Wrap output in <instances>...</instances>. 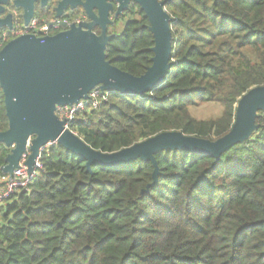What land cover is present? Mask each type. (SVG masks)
Listing matches in <instances>:
<instances>
[{
  "label": "trees",
  "instance_id": "obj_1",
  "mask_svg": "<svg viewBox=\"0 0 264 264\" xmlns=\"http://www.w3.org/2000/svg\"><path fill=\"white\" fill-rule=\"evenodd\" d=\"M161 1L172 18V67L153 92H110L78 115L69 129L96 151L166 132L216 142L232 130L242 97L264 86V0ZM108 36L106 60L145 75L155 40L141 8L132 3L114 18ZM210 104L219 117L193 116ZM8 130L0 86V133ZM11 151L0 144V175ZM155 158L156 184L152 162L89 170L51 145L30 189L0 205V264H264V111L251 138L219 160L182 150Z\"/></svg>",
  "mask_w": 264,
  "mask_h": 264
},
{
  "label": "water",
  "instance_id": "obj_2",
  "mask_svg": "<svg viewBox=\"0 0 264 264\" xmlns=\"http://www.w3.org/2000/svg\"><path fill=\"white\" fill-rule=\"evenodd\" d=\"M48 0H42L46 4ZM9 0H0V16ZM37 0H16L14 5L24 11L28 24L33 18ZM117 4L115 18L129 6L137 4L145 13L154 36L152 66L142 77L112 66L106 60V46L112 39L108 27L113 24L111 13ZM161 0H61L57 18L67 9L82 7L88 22L54 36L37 38L24 35L10 41L0 52V86L4 92L9 130L0 133V144L11 149L3 171L12 174L26 153L27 166L34 170L40 150L59 144L87 163L117 167L138 159L152 162L154 183L158 180L155 155L162 151L182 150L219 160L238 144L249 140L256 129L258 113L264 111V86L250 90L242 97L236 112L235 124L225 137L216 142L185 136L181 132H166L135 144L117 153L94 150L78 135L65 127L55 114L57 107L73 106L100 88L105 93L119 92L144 96L160 87L171 69L173 56L172 18ZM12 28V16L0 20V29ZM100 28L98 36L93 32Z\"/></svg>",
  "mask_w": 264,
  "mask_h": 264
},
{
  "label": "built area",
  "instance_id": "obj_3",
  "mask_svg": "<svg viewBox=\"0 0 264 264\" xmlns=\"http://www.w3.org/2000/svg\"><path fill=\"white\" fill-rule=\"evenodd\" d=\"M65 23L67 24V29H70L73 25L79 26L81 24L80 21L69 23L66 20L64 21V24ZM61 25L62 23L58 24V21L55 19L45 21L39 18H34L26 26H20L17 24L14 30L13 39L26 34H33L37 38L42 39L50 37L60 32ZM8 41L9 36L7 33L0 36V52ZM108 98L109 93H105L100 88H97L89 95L87 100H82L73 106L57 107L55 114L61 121L65 122V127L69 129L70 125L77 120L78 115L88 112L91 109L98 108L101 101H107ZM51 145L53 144L47 145L40 150L39 158L36 160L32 172H30L29 167L27 166V160L31 154L29 149H27L18 168L15 169L12 174L0 175V205L12 197L27 192L30 189L38 171L42 169V156L44 153H48Z\"/></svg>",
  "mask_w": 264,
  "mask_h": 264
},
{
  "label": "flooded vegetation",
  "instance_id": "obj_4",
  "mask_svg": "<svg viewBox=\"0 0 264 264\" xmlns=\"http://www.w3.org/2000/svg\"><path fill=\"white\" fill-rule=\"evenodd\" d=\"M16 0H9L8 4L5 6V13L3 15L0 16V20H3L5 19L7 16L11 15L12 16V28L11 29H8V28H3V29H0V36H2L4 33H7L8 36H9V41H12L14 40L13 39V34H14V30L16 28V25L19 24L20 26H23V25H28L32 19L34 18H39L41 20H45V21H48V20H52V19H55L58 21V24L62 23L61 25V28H60V32H63L65 30H68L67 29V24L65 23L64 24V21L66 20L67 22L69 23H76L78 21H80V23H86L88 22V17L84 11V9L82 7H78L77 9L75 10H71L70 8L65 10L61 16V18H57V9L59 7V4L61 2V0H48L46 4H43L42 3V0H37V2L35 3V10H34V15H33V18L29 21L28 24L25 23V20H24V11L22 8H17L14 3H15ZM116 10H117V4L114 3V11L111 13V19L113 20L115 18V13H116ZM40 12H43V13H49V14H53V16L49 17V18H40L39 17V13ZM71 12H74V13H80V17L78 18H75L74 20H69L67 19L66 16H69ZM79 23V24H80ZM109 29V27H108ZM97 31L100 32L99 34H97ZM59 32V33H60ZM93 32L96 34V35H100L101 34V29L100 28H94L93 29ZM58 34V33H57ZM26 35H33V34H26ZM56 35V34H55ZM24 36V35H23ZM35 36V35H33ZM54 36V35H53ZM21 37V36H20ZM36 37V36H35ZM19 38V37H18ZM16 39V38H15ZM7 43V44H8Z\"/></svg>",
  "mask_w": 264,
  "mask_h": 264
},
{
  "label": "rangeland",
  "instance_id": "obj_5",
  "mask_svg": "<svg viewBox=\"0 0 264 264\" xmlns=\"http://www.w3.org/2000/svg\"><path fill=\"white\" fill-rule=\"evenodd\" d=\"M73 13V12H71ZM70 13V14H71ZM121 25L118 26V29ZM222 109L216 104L204 105L192 111V114L195 118L204 120L212 119L220 116Z\"/></svg>",
  "mask_w": 264,
  "mask_h": 264
}]
</instances>
